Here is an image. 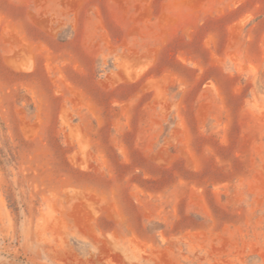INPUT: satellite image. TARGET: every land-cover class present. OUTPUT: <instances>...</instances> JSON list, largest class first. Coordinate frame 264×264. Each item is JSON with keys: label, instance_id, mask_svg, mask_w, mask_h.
<instances>
[{"label": "rangeland", "instance_id": "rangeland-1", "mask_svg": "<svg viewBox=\"0 0 264 264\" xmlns=\"http://www.w3.org/2000/svg\"><path fill=\"white\" fill-rule=\"evenodd\" d=\"M0 264H264V0H0Z\"/></svg>", "mask_w": 264, "mask_h": 264}]
</instances>
